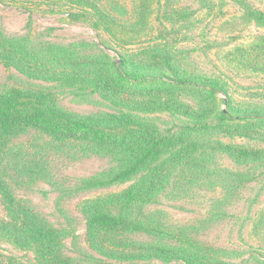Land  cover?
Here are the masks:
<instances>
[{"label":"rangeland","instance_id":"obj_1","mask_svg":"<svg viewBox=\"0 0 264 264\" xmlns=\"http://www.w3.org/2000/svg\"><path fill=\"white\" fill-rule=\"evenodd\" d=\"M238 1L152 0L150 15L140 17L139 0H0V51L15 48L30 56L24 63L39 68L30 78L0 61V96L12 89L50 91L67 112L81 117L125 113L177 141L188 128L217 124L208 79L220 84L214 93L218 110H228L229 102L239 110L232 116L248 125L225 128L230 132L225 135H193L191 142L212 148L210 157L193 169H187L191 154L167 167L149 201L135 205L126 217L140 226L110 234L107 238L120 246L105 249L104 255L89 246L87 218L79 206L122 193L143 172L114 181L133 164L128 150L20 129L0 154V174L20 209L8 206L0 194V219L11 222L12 212L31 211L60 234V254L70 264H184L137 257L157 246L189 253L215 249L216 258L228 264H264V157L241 163L221 149L264 151V27L249 17L264 12V0ZM237 49L245 61H235ZM122 58L135 75L144 65L163 82L191 75L192 84L174 96L182 107L159 110L162 96L108 100L81 85L85 74L111 71L105 61L120 64ZM51 60L54 67L69 69V80L45 79L53 74L46 64ZM0 264L38 263L33 251L0 235Z\"/></svg>","mask_w":264,"mask_h":264},{"label":"trees","instance_id":"obj_2","mask_svg":"<svg viewBox=\"0 0 264 264\" xmlns=\"http://www.w3.org/2000/svg\"><path fill=\"white\" fill-rule=\"evenodd\" d=\"M233 1L239 3L238 0ZM139 5L140 17L144 15L148 17L152 0H139ZM249 17L255 18L257 23L264 27V12L254 11L253 15ZM258 47L261 48L262 45ZM1 49L0 61H5L9 67L21 70L30 78L37 75L39 68L24 63V61L27 62L30 59L28 54L17 52L15 48L4 51L5 47L2 46ZM24 50L22 48V51ZM234 58L237 63L241 60L245 61L239 49L236 50ZM43 61L46 62V60ZM46 64L53 74L45 79L55 82L57 80L70 79L67 67H54V60H51V62L47 61ZM105 64L112 67V70L100 74H85L81 85L85 88H91V92H98L103 98L108 100H113L115 99L113 98L114 96L119 95L132 97L162 96V99L159 98L157 101L159 102L157 104L158 109L169 111L171 107H175L177 111L182 106L177 104L178 101H174V96H176V93H180L179 90L187 89L192 84L191 75L187 74H184L182 78L163 82L158 80L156 76H151L144 65L139 66L142 74L135 75L134 72L129 71L128 67L131 64L125 58H122L120 64L113 63L110 60L105 61ZM167 64H171L170 59L167 60ZM26 68L28 72L25 70ZM207 81L212 85L210 91H212L211 96L215 104L211 115L218 112L217 124L215 126L203 125L200 128H188L181 135L182 139L180 138L177 141L173 137H160L151 127L138 122L125 113L100 117H81L60 108L56 98L50 91L9 90L0 96V154L6 150L11 138L16 136L17 132L23 128L40 130L56 140L111 146L120 150V152L128 150L133 158V164L129 169L116 176L114 181L123 182L143 172L138 182L122 193L86 200L79 206L81 213L87 218V242L89 246L104 255L106 253L105 249L107 251V249L114 246H120L119 242H113V240L107 238L110 234L118 231H121L120 233L122 234L129 233L140 226V223L135 220H127L131 215H129L131 208L139 203L149 201L152 191L157 186L158 179L161 175H164L167 167L191 154L187 169H193L194 167L191 166L196 165L197 167L203 163V158L210 155L209 152L212 148L208 151L206 148L203 149L201 144L191 142V139L195 137L193 135L198 132L211 134L213 131L219 132L217 134L225 135L230 133L224 130L225 128L235 130L248 126L247 124H239L237 122L240 121L239 118L232 116V114H236L239 111L232 106L233 104L226 102V105H230V108L226 111L218 110L214 93L220 84L217 81L214 82L208 79ZM138 107H143L145 111L149 110L148 105H138ZM189 114H192V112ZM185 136H191L189 142H185L183 139ZM221 149L234 160L241 163L243 161L248 162V160H260V157H264V151H250L223 145H221ZM207 164L205 162L204 166H207ZM150 165H155V167L149 169ZM147 167L149 174L145 175ZM209 167H211V164H209ZM169 172L171 173L172 170H169ZM185 173V171L182 172V174ZM1 175L0 194L8 206L15 207V200L12 198ZM16 207L20 209V207ZM114 207L119 209L118 215H113L110 212ZM127 215L129 216L127 217ZM11 220V222H6L0 219V235L9 239L16 247L33 251L38 264H70L60 254V234L48 227L34 213L21 209L19 213L12 212ZM184 243L183 241L182 244ZM198 246L200 247V245ZM196 250H199V248L196 247ZM216 251L218 252V250L211 249V251L205 250L201 253H189L171 251V249L157 246L150 248V250L137 257L141 259L157 258L162 261L175 259L182 261L184 264H228L219 261V256L216 258ZM109 256L115 257L116 255L111 254Z\"/></svg>","mask_w":264,"mask_h":264}]
</instances>
